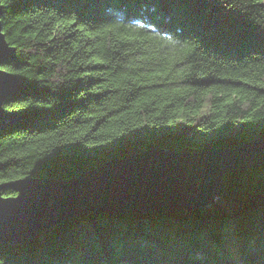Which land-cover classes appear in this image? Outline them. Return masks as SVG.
Instances as JSON below:
<instances>
[{
	"label": "trees",
	"instance_id": "trees-1",
	"mask_svg": "<svg viewBox=\"0 0 264 264\" xmlns=\"http://www.w3.org/2000/svg\"><path fill=\"white\" fill-rule=\"evenodd\" d=\"M0 3L20 81L3 104L15 119L0 129V183L264 133V0ZM0 264H264V166L225 174L190 210L91 211L0 242Z\"/></svg>",
	"mask_w": 264,
	"mask_h": 264
},
{
	"label": "water",
	"instance_id": "water-1",
	"mask_svg": "<svg viewBox=\"0 0 264 264\" xmlns=\"http://www.w3.org/2000/svg\"><path fill=\"white\" fill-rule=\"evenodd\" d=\"M0 3V129L15 119L3 104L20 88L4 66L14 48L2 30ZM264 166V133L232 148L177 151L148 148L115 156L71 178L24 177L0 183V242L21 243L74 215L190 210L223 190V176ZM15 194L2 195L3 188Z\"/></svg>",
	"mask_w": 264,
	"mask_h": 264
}]
</instances>
